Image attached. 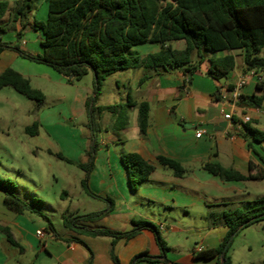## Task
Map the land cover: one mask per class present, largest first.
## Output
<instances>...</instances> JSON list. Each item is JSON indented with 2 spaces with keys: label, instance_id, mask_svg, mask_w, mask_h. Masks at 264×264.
I'll use <instances>...</instances> for the list:
<instances>
[{
  "label": "trees",
  "instance_id": "16d2710c",
  "mask_svg": "<svg viewBox=\"0 0 264 264\" xmlns=\"http://www.w3.org/2000/svg\"><path fill=\"white\" fill-rule=\"evenodd\" d=\"M37 0H20L16 2L12 14L5 22L10 7L7 2L0 1V54L5 50H13L30 61L45 64L67 77L69 84L81 80L90 72L93 73V88L88 96L85 109L88 126H91L90 144L86 151L87 161L79 166L84 169L85 176L82 187L94 197H100L89 189L91 173L95 167L99 141L95 136L100 131L99 119L103 112H109L126 119V109L132 106L139 108V128L142 137H146L149 125V103L136 104L129 100L125 106H99L105 80L120 71L144 67L158 70L184 68L190 75L197 69L192 64L194 55L201 60L208 54L225 52L222 57L212 58L209 74L219 80L231 72L236 65L233 51H244V59L248 71L263 73L258 90L264 92V0H47L48 17L43 23L34 20L32 27L42 34L43 51L32 54L21 48L23 31L31 24ZM6 23V24H5ZM16 31L17 42L10 44L4 41L1 33L5 26ZM18 26L20 30L17 31ZM184 41L185 48L174 49L172 43ZM143 43L159 44L158 53L144 56L130 55V50ZM129 54V55H128ZM11 87L30 100L39 104L45 101L44 93L32 87L29 79L9 68L0 73V89ZM240 101L247 106L262 108L264 94L241 96ZM126 120L124 121L125 125ZM96 126H98L96 128ZM245 134H251L255 141H263L264 133L252 127V123H243ZM39 124L35 122L26 132L38 134ZM62 158L61 155H58ZM121 160L131 180L132 186L140 185L155 171L154 165L136 153H124ZM162 166L173 171L182 178L187 170L181 163L173 159L158 156ZM68 162H71L68 160ZM204 169L218 176L223 181L244 182L254 180L252 175H243L232 168H224L217 163H206ZM17 185L10 179L0 178V191L3 192V204L17 214L27 211L38 212L32 205L40 204L33 200L27 203L16 195ZM108 210L86 215L64 216L67 230L79 236L92 238H111L110 257L113 264H121L117 255L116 244L120 240L130 241L144 231L153 234L164 258L154 260L148 251L136 255L130 264L139 262H163L165 264H181L168 258L169 246L163 239L160 227L146 220L132 219L131 229L117 231L97 224L105 219L114 207V201L107 197ZM257 202L264 203V196ZM228 226V236L218 247L206 249L198 254V258L211 260L217 258L216 264H233L224 248L230 237L241 227H249L264 221V211L259 214H247L240 210L224 213ZM8 242L19 247L11 229L1 226ZM56 240L80 244L89 251L86 264H93L94 254L91 248L80 238L63 239L51 227Z\"/></svg>",
  "mask_w": 264,
  "mask_h": 264
},
{
  "label": "crops",
  "instance_id": "0c3cea01",
  "mask_svg": "<svg viewBox=\"0 0 264 264\" xmlns=\"http://www.w3.org/2000/svg\"><path fill=\"white\" fill-rule=\"evenodd\" d=\"M33 22L34 18L23 31V35L28 31L38 33L32 27ZM23 37L20 41L23 50L32 54L42 53L41 33L38 37L39 46L30 45ZM16 42L14 40L9 43L13 45ZM171 45L178 50L185 48V43ZM160 50L159 44L143 43L133 47L129 54L144 56L158 53ZM225 54H208L202 60L194 55L192 64L196 65L197 69L191 75L186 73L184 68H159L155 71L139 67L117 72L105 80L98 100L99 106H125L131 100L136 104L149 103L150 110L146 137H142L140 133L138 106L125 110V125L124 117L117 118L109 112H103L99 117V151L91 173L90 185L97 195L109 197L114 201L113 209L100 222L104 227L108 228L106 225L111 222L116 228L112 226L110 229L127 231L132 227V219L146 218L158 221L162 232H173L175 227L169 223L175 221V217L209 219L215 213L206 211V208H233L235 200L250 196L246 183L264 180V140L255 141L251 134H245L243 123L240 122L242 117H250L248 123H252L253 128L264 133V102L262 108H255L241 101L235 103L232 97L242 78L246 79V84L239 89L241 96L264 94L258 90L263 73L248 71L244 51H233L231 54L235 56V68L217 80L209 74L211 59ZM261 56H264V50ZM9 68L29 79L31 84L33 77L50 74V67H36L33 62L21 57L17 52L5 50L0 54V73ZM60 76L55 78V82L69 84L67 77L61 74ZM39 90L43 92V89ZM91 93V88H82L77 93V102L84 105V113L86 100ZM109 95H114L115 100H111ZM226 114H231L239 124L227 121ZM224 122H227V125L220 131L219 125ZM207 124L214 125L216 129L206 130L204 126ZM198 131H204L201 137L196 136ZM124 153L140 155L154 165L155 171L140 185L132 186L121 160ZM81 154L85 156L84 151ZM158 156L181 163L187 170L186 175L182 178L176 177L172 170L160 164ZM206 163H217L243 175H252L255 179L244 182L223 181L204 169ZM234 210L239 209L231 211ZM145 211H150L151 216ZM225 212L231 213L221 209L219 215L223 219ZM17 219L11 217L12 221ZM14 227L19 238L31 237L25 228L17 225ZM215 228L214 225L210 228L212 234L208 237L215 239L216 244L198 245L189 255L174 256L170 254V249L168 258L181 264H191L190 260L193 264H216L217 258H198L201 251L218 247L228 236L229 229L225 219L223 238H216L213 232ZM73 234L74 232L68 231L63 238L75 237ZM78 238L81 239V236ZM109 245L111 246V243ZM63 250L64 264H85L86 254L78 244H68L67 249ZM116 251L121 264H130L136 255L144 251H148L151 256H160L159 247L149 231L142 232L130 241H118ZM73 252L75 256L72 255ZM109 258L110 264H113L110 253ZM139 263L165 264L144 261ZM93 264H96L95 261Z\"/></svg>",
  "mask_w": 264,
  "mask_h": 264
},
{
  "label": "rangeland",
  "instance_id": "374dc122",
  "mask_svg": "<svg viewBox=\"0 0 264 264\" xmlns=\"http://www.w3.org/2000/svg\"><path fill=\"white\" fill-rule=\"evenodd\" d=\"M0 1L9 4L10 10L4 20L7 22L16 2L20 0ZM47 16V0H37L33 12L34 20L43 23ZM5 24L2 27L6 32L1 33L4 41H18L16 31L10 28L12 23L6 26ZM23 36L30 45L39 46L40 32L28 31ZM172 44L178 46L184 45V42ZM33 63L36 67H50ZM49 69L50 74L33 77L31 84L35 89H43L46 96L43 104L28 99L11 87L0 89V178L12 180L17 185L16 195L27 203L31 204L36 200L40 204L39 207L36 204L32 205L38 212L27 211L17 214L5 207L4 194L0 191V227H9L23 249L21 251L19 247L11 245L6 234L0 230V264H64L63 249H67L70 243L56 240L51 227L63 237L70 231L64 226V216L86 215L109 209L106 197L100 195L94 197L83 189L85 171L79 166L87 161L86 151L90 144L91 126H88L89 120L84 113V105L77 102V93L82 88H93V73L90 72L72 84H61L55 82V78L61 77L60 74L51 67ZM109 98L115 100L114 95H109ZM43 119L45 122L42 123ZM96 121L99 122V119ZM35 122L39 124L38 134H28L26 128ZM99 132L95 133L98 140ZM82 151L85 156H82ZM246 185L250 196L235 200L233 208L227 209L225 206L206 208V211L215 213L209 219L175 217V221L169 223L175 227L173 232L161 231L163 239L171 249L170 254L189 255L198 245L216 244L215 239L208 237L212 234L210 228L213 225L216 227L213 230L216 238H223L224 219L219 215L221 209L229 212L239 209L251 215L264 211V203L256 202L258 198L264 196V180L248 182ZM89 189L97 195L90 183ZM145 212L151 216L150 211ZM11 217L18 219L12 221ZM136 219L159 226L158 221ZM14 225L25 228L31 237L19 238ZM97 225L103 226L100 222ZM106 226L116 228L111 222ZM37 230L42 232V236ZM73 235L79 236L75 233ZM81 239L93 251V262L110 264L108 249L111 238L95 240L92 237L81 236ZM78 245L86 254V264L90 256L89 251L86 247ZM224 249H228L233 264H264V221L239 228L230 237ZM72 255L75 256V253ZM190 263L193 264L192 260Z\"/></svg>",
  "mask_w": 264,
  "mask_h": 264
},
{
  "label": "built area",
  "instance_id": "2783aa9c",
  "mask_svg": "<svg viewBox=\"0 0 264 264\" xmlns=\"http://www.w3.org/2000/svg\"><path fill=\"white\" fill-rule=\"evenodd\" d=\"M245 84H246V79L245 78H242L239 81V83L237 85V88L233 91V96L232 97H233V100L235 101V103H238L240 101L241 94L239 92V89L242 88ZM225 119L227 121L232 122L233 124H239L238 121H236L231 114H226L225 115ZM250 120H251L250 117H247L246 116V117H242L241 120H240V122H242V123H248V122H250ZM203 132L204 131H198L197 134H196V136L197 137H201L202 134H203ZM38 233H39L40 236H42V232L38 231ZM201 250L202 249H199V251H201Z\"/></svg>",
  "mask_w": 264,
  "mask_h": 264
},
{
  "label": "water",
  "instance_id": "95a60500",
  "mask_svg": "<svg viewBox=\"0 0 264 264\" xmlns=\"http://www.w3.org/2000/svg\"><path fill=\"white\" fill-rule=\"evenodd\" d=\"M226 125H227V122H224V123L220 124V125H219V128H220L219 130L222 131L223 128L226 127ZM204 128H205L206 130H213V129H216V127H215L214 125H212V124H207V125L204 126ZM225 251H226V250L224 249L223 252H225ZM152 258H153L154 260H161V259H163L164 257H163V256H153Z\"/></svg>",
  "mask_w": 264,
  "mask_h": 264
}]
</instances>
